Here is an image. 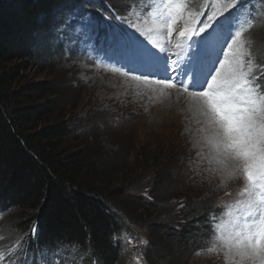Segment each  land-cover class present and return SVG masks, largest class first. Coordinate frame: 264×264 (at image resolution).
<instances>
[{
	"label": "trees",
	"instance_id": "1",
	"mask_svg": "<svg viewBox=\"0 0 264 264\" xmlns=\"http://www.w3.org/2000/svg\"><path fill=\"white\" fill-rule=\"evenodd\" d=\"M90 4L0 0V210L13 213L8 225L18 238L44 249L69 247L82 264H135L137 247L141 264H188L206 247L210 216L222 209L172 193V158L162 144L136 149L124 130L99 131L97 122L77 132L64 118L77 101L68 81L13 87L21 65L60 52L51 43L56 30L68 32V13ZM148 174L154 183L131 192ZM170 212V226L150 222Z\"/></svg>",
	"mask_w": 264,
	"mask_h": 264
},
{
	"label": "rangeland",
	"instance_id": "2",
	"mask_svg": "<svg viewBox=\"0 0 264 264\" xmlns=\"http://www.w3.org/2000/svg\"><path fill=\"white\" fill-rule=\"evenodd\" d=\"M86 1L92 3L86 8L93 10L94 13L97 12L93 7L108 3L126 23L132 22L137 25L140 23V28H145L144 25L147 23L145 19H149V15H154L155 5L158 4L157 0H147L142 5L144 8L153 5L149 14H143L140 6V10L133 16L129 10H125L133 7L134 0ZM196 1L201 4L197 9L193 7V3L198 5ZM185 2L188 7L183 15L200 11L211 13L215 8L209 10L207 5L218 4L222 8L229 3V0H185ZM241 3L251 7L252 16L256 17L255 27L241 37L243 47L251 48L256 53L254 58L256 61H264V0H241ZM245 19L246 17L242 18L241 22L243 23ZM151 21L154 24L152 19ZM63 29L56 30L57 34L54 35L57 37H53L58 41L51 42L52 47H59L60 52H55L49 58L34 60L32 64L26 62L21 65L13 87L24 83L68 81L70 90L67 93H71V97L76 98L77 101L71 109L68 107L65 110L64 118L75 124L74 129L77 132L79 129L84 132L97 122L101 126L98 127L99 131L107 126H111L110 128L116 131L124 130L127 136L131 137L136 149L148 142L151 144L153 140L161 143L159 149L172 158L173 167L169 171L172 176L169 181L172 193L182 195V199L192 198V201L205 207L226 209V213L216 222L217 224H211L206 247L200 253H192L188 264H237L239 257L235 256V248L230 244L231 237L235 235L234 225L225 215L231 209L247 202L248 197L240 195L245 181L241 171H234L236 162L217 150L216 128L209 123V115L205 114L208 111L207 106L202 98H194L191 95L195 89L189 88L188 91H184L178 81H175V87L171 90L164 85L154 83L156 79L152 82L132 79L124 75L123 69L118 65L108 69L84 60L83 55H73L68 48L63 47L74 36L70 37L68 32H62ZM127 33L133 39L142 40L147 44L152 41V36H141L136 28L129 29ZM156 34L160 33L156 31ZM39 41L43 42L44 39L40 37ZM14 63V65L20 64L18 61ZM178 87H181L179 90L185 94L182 95L180 92L179 97L171 95V91L177 92ZM61 89L64 90L65 87ZM112 121L117 124L111 125ZM134 158L133 154L129 157V162H133ZM153 179L152 174L143 176L139 181L140 185L131 192L138 194L154 183ZM12 216L11 211L0 210L1 253L2 250L6 253L19 239L8 225L13 222ZM172 219L171 212L162 213L153 217L150 222L170 226ZM213 228L216 230V235H212ZM141 229L146 235L145 230ZM134 232L136 233L135 230ZM141 240L146 241V238L141 236ZM140 257L139 264L143 263V256L137 247L133 257L135 264L138 260L135 258ZM243 264H252V262L245 260Z\"/></svg>",
	"mask_w": 264,
	"mask_h": 264
},
{
	"label": "snow or ice",
	"instance_id": "3",
	"mask_svg": "<svg viewBox=\"0 0 264 264\" xmlns=\"http://www.w3.org/2000/svg\"><path fill=\"white\" fill-rule=\"evenodd\" d=\"M144 2L134 0L129 9L131 15L135 16ZM152 7L147 5L143 13L149 14ZM155 7L157 14L149 15V19L155 22L154 31L160 33L161 40H152V44L161 53L167 50L177 21L185 19L184 28L173 45L172 56L176 59L161 56L155 47L93 17L85 19L80 16L74 30L88 35L106 29V41L114 54V63L126 67L129 72H139L135 79L148 81L149 77L160 76L153 82L172 88L178 77L169 73H179L188 81H179L184 91L195 89L191 95L202 98L207 106L205 114L209 115V123L215 125L217 150L236 162L234 171H241L245 181L240 192L242 197H248L243 228L237 230L230 240L235 256L239 257L237 264H243L245 260L264 264V62L256 61L250 50H244L241 41V37L255 27L256 17L252 16V8L244 6L241 0H230L222 8L218 4L207 5L209 10H215L207 16V23L200 21L203 26L197 29L194 21L205 13L189 12L184 17V10L188 7L185 0H159ZM129 26L136 28L141 35H151V32H143L136 23L129 22ZM192 36H199V41L189 43ZM197 46L199 51H191ZM36 233L37 229L33 228L31 234ZM212 235H216L215 228ZM141 243L147 242L141 240ZM5 262L53 264L47 250L42 251L39 245L32 249L31 244H25L23 240L11 247L7 254L0 253V264ZM60 264L67 262L61 260Z\"/></svg>",
	"mask_w": 264,
	"mask_h": 264
},
{
	"label": "bare ground",
	"instance_id": "4",
	"mask_svg": "<svg viewBox=\"0 0 264 264\" xmlns=\"http://www.w3.org/2000/svg\"><path fill=\"white\" fill-rule=\"evenodd\" d=\"M94 14H96V13H94ZM88 15H91V14H88ZM73 38V37H72ZM157 53H159L160 55H161V53L159 52V51H156ZM174 88H171V90H173ZM180 92H182V91H180V90H178L177 92H173V91H171V95H173V96H178V94H180ZM183 94H185V93H183L182 92V95ZM179 97V96H178Z\"/></svg>",
	"mask_w": 264,
	"mask_h": 264
}]
</instances>
